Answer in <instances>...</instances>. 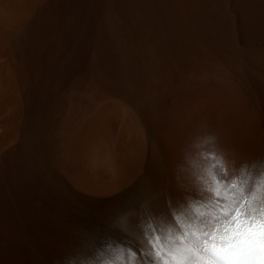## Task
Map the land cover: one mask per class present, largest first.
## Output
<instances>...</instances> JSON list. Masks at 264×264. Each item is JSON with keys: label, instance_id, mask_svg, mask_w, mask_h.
<instances>
[{"label": "bare ground", "instance_id": "6f19581e", "mask_svg": "<svg viewBox=\"0 0 264 264\" xmlns=\"http://www.w3.org/2000/svg\"><path fill=\"white\" fill-rule=\"evenodd\" d=\"M21 1L0 0L34 14L0 40V264H99L153 213L205 211L190 185L217 168L264 187V0Z\"/></svg>", "mask_w": 264, "mask_h": 264}, {"label": "snow or ice", "instance_id": "6c2138e0", "mask_svg": "<svg viewBox=\"0 0 264 264\" xmlns=\"http://www.w3.org/2000/svg\"><path fill=\"white\" fill-rule=\"evenodd\" d=\"M215 175L211 188L195 180L190 185L192 199L205 204V211H184L185 199L175 205L182 223L168 210L153 213L166 227L142 229L127 244L135 264H264V187L251 178L230 183L219 168ZM221 183L223 189H217L215 184Z\"/></svg>", "mask_w": 264, "mask_h": 264}, {"label": "clouds", "instance_id": "9594fccd", "mask_svg": "<svg viewBox=\"0 0 264 264\" xmlns=\"http://www.w3.org/2000/svg\"><path fill=\"white\" fill-rule=\"evenodd\" d=\"M109 247L113 251L101 254L99 264H135V253L125 243L115 242Z\"/></svg>", "mask_w": 264, "mask_h": 264}, {"label": "rangeland", "instance_id": "374dc122", "mask_svg": "<svg viewBox=\"0 0 264 264\" xmlns=\"http://www.w3.org/2000/svg\"><path fill=\"white\" fill-rule=\"evenodd\" d=\"M21 4H22V6H24L23 7L24 9H26L27 7L29 8L31 6L29 4L28 0H26V1L22 0ZM32 12L33 11H31L29 14H27L25 16V15L21 14V12L12 10L9 6L6 7L5 8V16L3 18H0V40H1V35H2L3 31H5V32L8 31L10 29V26H12L13 24H28L30 17L34 15Z\"/></svg>", "mask_w": 264, "mask_h": 264}]
</instances>
